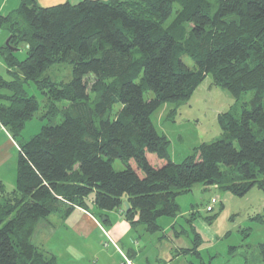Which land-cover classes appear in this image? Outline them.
<instances>
[{
    "label": "trees",
    "instance_id": "obj_1",
    "mask_svg": "<svg viewBox=\"0 0 264 264\" xmlns=\"http://www.w3.org/2000/svg\"><path fill=\"white\" fill-rule=\"evenodd\" d=\"M0 31L9 35L0 48L9 76H0V126L15 142L37 112L27 83L46 96L43 116L62 118L16 143L15 189L7 192L0 182V264H57L31 242L35 226L62 208L88 209L90 193L103 212L127 199L130 227L155 234L162 232L157 220L175 218L177 198L197 184L239 197L253 187L264 191V0H81L51 7L21 0L15 12L0 14ZM20 46L22 61L14 55ZM64 63L72 67L68 83L44 75ZM208 76L236 101L249 91L253 98L237 118L217 115L222 139L173 163L151 116L164 103H187ZM114 105L120 108L110 119ZM113 160L124 170L114 171ZM259 249L264 262V244Z\"/></svg>",
    "mask_w": 264,
    "mask_h": 264
},
{
    "label": "rangeland",
    "instance_id": "obj_2",
    "mask_svg": "<svg viewBox=\"0 0 264 264\" xmlns=\"http://www.w3.org/2000/svg\"><path fill=\"white\" fill-rule=\"evenodd\" d=\"M80 1L71 0L74 4ZM20 3L21 0H0V14L15 12ZM177 9L178 6L174 5L173 13L166 22L167 24L173 19ZM8 38L9 35L6 31H0V48L5 46ZM14 55L19 61L24 60L26 58L24 46H20ZM182 60L189 68L194 66L187 57H182ZM44 75L57 84L68 83L72 79V67L67 63L54 65ZM0 76L6 81L9 80L1 54ZM86 82L90 88L94 82L93 77L87 76ZM24 88L27 94L36 100L37 112L24 124L15 142L11 133L0 126V160L6 161L0 176L3 179L1 183L7 192H12L15 189L16 143L21 144L29 141L39 133L44 125L60 124L62 121L60 115L50 119L43 116L46 110V96L36 88L34 83H27ZM148 97L151 98L152 95H146V98ZM252 98L253 92L249 91L236 101L226 91L214 87L208 76L187 103L179 106L171 103L162 104L152 114L151 123L156 132L164 135L169 141L170 160L179 164L191 154L192 149L200 144L223 138L217 123L218 114L230 112L233 117L237 118L242 105L249 106ZM59 106L65 105L60 104ZM119 108V105L113 106L110 119L114 118ZM154 158L153 156L152 159ZM111 166L117 172L124 170V165L120 160H113ZM93 199L94 193H90L87 199L89 205ZM212 200L215 201L214 204H211ZM176 202L179 206V213L175 218V231L182 232V234L179 235V240L175 244H179V248L185 249L186 253L174 257L169 264H264L259 249L260 245L264 244L263 190L253 187L246 195L239 197L216 186L205 187L197 184L188 193L180 195ZM210 207L212 208L211 212H209L211 209L208 210ZM193 213L196 216L190 226L187 220ZM50 219L52 223L59 221L54 216ZM170 222L171 219L166 217L157 220L159 225L164 226ZM164 231H168L167 234H169L171 229L165 228ZM193 232L198 233L199 237L194 239ZM136 233L145 239L143 241L151 254L154 250L155 238L161 233L148 234L141 228ZM57 234V237H52L51 231L50 233L38 231L33 243L44 253L49 252L54 246L61 243L59 241L61 236H64V241L69 240L70 236L64 229L59 230ZM193 239L197 243L196 252L193 250ZM168 244L165 242L163 246L166 247ZM117 246L120 248V245Z\"/></svg>",
    "mask_w": 264,
    "mask_h": 264
},
{
    "label": "crops",
    "instance_id": "obj_3",
    "mask_svg": "<svg viewBox=\"0 0 264 264\" xmlns=\"http://www.w3.org/2000/svg\"><path fill=\"white\" fill-rule=\"evenodd\" d=\"M65 2L74 4L71 0H39V5L41 7H51ZM5 162V160H0V173ZM2 180L0 176V182ZM123 202H127V199H124ZM90 203L91 205L88 203V209L86 210L73 208L70 213L65 214L62 208L59 212L48 216L49 219L47 217L39 221L35 226L31 242L33 243L38 231H47L49 233L51 231L52 237H57L59 230L64 229L65 232L67 231L70 236L68 241H64V236H61L59 240L61 243L58 246H54L51 251L45 252L49 256H54L57 264H121L123 261L122 255L127 256L133 261V264H169L174 257L186 253L185 249L179 248V244H175L179 240V235L182 234V232L175 231L176 217L169 218L171 222L166 226L159 225L162 228V232L155 238L154 250L150 254L147 250L148 246L143 241L145 239L136 233L140 228L144 231V227H130L124 218L123 203L121 209L109 212L98 210L93 200ZM52 216L59 220L58 223L51 222L50 218ZM165 228L171 229V232L167 234L168 231H164ZM103 231L110 235L114 244L108 243ZM195 234L193 232L194 239ZM194 239L193 245H195ZM106 242L108 245L104 246ZM165 242L169 243L166 247L163 246ZM117 245H120V248ZM39 250L42 251L40 248Z\"/></svg>",
    "mask_w": 264,
    "mask_h": 264
},
{
    "label": "built area",
    "instance_id": "obj_4",
    "mask_svg": "<svg viewBox=\"0 0 264 264\" xmlns=\"http://www.w3.org/2000/svg\"><path fill=\"white\" fill-rule=\"evenodd\" d=\"M212 203L214 204L215 201L212 200V201H211V204H212ZM210 209H212V208H211V207L208 208V210H210ZM103 232H104L105 237L107 238L108 243H112V244H114V241L112 240V238L110 237V235H109L108 233H106L105 231H103ZM108 243H107V242L104 243V246H107ZM122 257H123V261H122L121 264H133V262H132L127 256L122 255Z\"/></svg>",
    "mask_w": 264,
    "mask_h": 264
},
{
    "label": "water",
    "instance_id": "obj_5",
    "mask_svg": "<svg viewBox=\"0 0 264 264\" xmlns=\"http://www.w3.org/2000/svg\"><path fill=\"white\" fill-rule=\"evenodd\" d=\"M5 45H8V40H7ZM123 206H124V215H126L127 212L129 211L130 207H129L127 202H123ZM119 209H121V207Z\"/></svg>",
    "mask_w": 264,
    "mask_h": 264
}]
</instances>
